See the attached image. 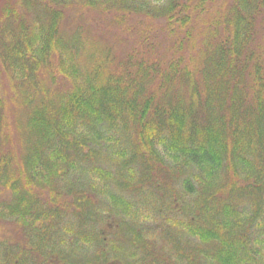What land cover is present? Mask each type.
<instances>
[{
    "label": "trees",
    "instance_id": "obj_1",
    "mask_svg": "<svg viewBox=\"0 0 264 264\" xmlns=\"http://www.w3.org/2000/svg\"><path fill=\"white\" fill-rule=\"evenodd\" d=\"M32 1L7 0L0 11L13 16L10 43L0 36L13 94L16 80L24 91L36 86L33 76L77 44L60 33L65 0ZM79 1L120 10H106L118 47L123 21L142 20L128 28L130 46L115 64L110 45L83 80L32 107V147L15 164L0 71V224L11 230L0 234V264H264V0ZM119 130L128 146L112 152ZM98 143L112 153L109 169L78 154ZM128 150L136 175L122 160ZM74 169L97 184L113 180L109 201L122 211L62 199L90 186L64 179ZM155 180L163 210L148 216L124 189Z\"/></svg>",
    "mask_w": 264,
    "mask_h": 264
},
{
    "label": "rangeland",
    "instance_id": "obj_2",
    "mask_svg": "<svg viewBox=\"0 0 264 264\" xmlns=\"http://www.w3.org/2000/svg\"><path fill=\"white\" fill-rule=\"evenodd\" d=\"M7 0H0V11ZM14 2L15 0H9ZM32 1V0H31ZM33 2V1H32ZM58 2L57 4H59ZM64 11L62 12V18L60 22V33L65 39H72V36L76 37L77 44H75L74 40L72 42L74 44V48L68 52H63L61 58L57 56L54 63H49L48 66L44 67L35 79H31L32 81H37L38 89L31 91V88L36 86H29V90L24 91V85L19 80H16L18 87L16 91L19 94H13L14 88H12L13 76L11 74V78L9 74H7L6 68H3L1 71V93L4 97V116H5V129H4V137H5V147L9 149L11 155V160L13 157V164L18 163L20 161V156L28 151V147L31 142L34 140L32 138L29 140L27 131L25 128V117L32 110V107L41 103L42 98H57L61 94L65 93L74 83L83 80L82 75H89L91 70V64L96 65L98 59L96 57H103L104 54H107L106 48L110 45H114L116 50L111 48L112 52V63L115 64L130 46V38L127 36L128 28L132 26H136V23L139 21V14L135 13L127 17L125 21H123V26L125 29V37L119 40V47L117 45V41H115L116 37L115 30L108 29L113 28L116 25V22L113 20L115 18H111L108 16L109 13L106 10H111L112 13L120 12L118 9H106L103 7H92L84 4L79 0H65L64 3ZM32 18V16H29ZM8 19V20H7ZM11 20V21H9ZM142 20V19H141ZM12 26L13 16H8V18L0 17V36L2 45L9 42L13 34ZM124 32V30H123ZM10 43V42H9ZM118 53V55H117ZM60 61V62H59ZM97 62V63H96ZM59 63H62L64 68L68 71V73L62 74L58 69L62 66H58ZM74 68L80 69V72H74ZM55 74H53V71ZM12 80V81H11ZM29 91V92H28ZM25 100L21 97V94H25ZM115 126V125H114ZM112 128V127H111ZM120 138V139H119ZM119 138L117 146L112 149L118 150L119 147L122 149L126 148L128 145L125 142V131L119 130ZM104 140V136H102ZM72 153V152H70ZM69 153V154H70ZM88 153H93L96 155L97 163L102 164L103 168L109 169L108 156L112 154L107 147H104L100 143L93 146H85L83 147L78 154L86 155ZM124 162L131 164L134 168L135 175L140 171L139 163L133 160L131 157L130 151L128 150L126 156L122 159ZM79 165H81L79 163ZM76 174V179L72 177V174ZM242 174V172H240ZM226 176L223 177L224 182H227L228 176L230 172L225 171ZM89 174L85 173L81 174L78 170H71L64 179L71 181H78L80 183L81 179L89 180L90 183H87L85 186L84 193L80 197H76L72 192L68 193V198H63L64 200H68L72 203H76L77 205L87 203L89 198L92 202V208L96 212H104L103 205L109 204L111 209H113L118 214L122 211L119 207L115 206L114 203L110 202V196L114 194L115 185L112 182L113 180L108 179L105 182L97 184L93 182L92 178H87ZM252 176V177H251ZM251 178H254V171L252 167ZM156 180L153 181L152 184H144L140 187L133 190L124 189L125 196L131 201L134 207H138L140 211L146 213L148 216L155 215L157 208L159 210H163V206L161 201L160 193L161 189L155 184ZM59 185H64L62 181H59ZM88 188H91L89 191L90 194L86 191ZM176 188L172 184H170V189ZM116 192V191H115ZM65 193V192H62ZM193 200V198L191 197ZM112 201V200H111ZM115 206V207H114ZM264 206V205H263ZM214 207V205H213ZM88 207H79L80 215H86ZM154 209V211H152ZM132 210V207L128 208V212ZM210 216V215H208ZM103 219V217H101ZM152 222V219H151ZM153 228V226H152ZM0 229L2 232L0 234H6V236H10L7 234L11 233L10 225L8 224H0Z\"/></svg>",
    "mask_w": 264,
    "mask_h": 264
}]
</instances>
